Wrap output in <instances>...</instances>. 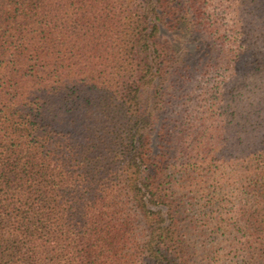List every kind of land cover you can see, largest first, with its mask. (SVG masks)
Returning <instances> with one entry per match:
<instances>
[{
	"label": "trees",
	"instance_id": "1",
	"mask_svg": "<svg viewBox=\"0 0 264 264\" xmlns=\"http://www.w3.org/2000/svg\"><path fill=\"white\" fill-rule=\"evenodd\" d=\"M203 2L0 0V264H264V95L193 111L254 62Z\"/></svg>",
	"mask_w": 264,
	"mask_h": 264
},
{
	"label": "rangeland",
	"instance_id": "2",
	"mask_svg": "<svg viewBox=\"0 0 264 264\" xmlns=\"http://www.w3.org/2000/svg\"><path fill=\"white\" fill-rule=\"evenodd\" d=\"M203 12L207 25L219 27L220 33L225 40L230 41V51L251 54L254 62L251 68L242 64L234 63L229 68L222 65L218 68H210L202 73L196 80L192 79L191 88L195 109L198 111L209 106L208 99L210 89L221 85L224 95H232L233 100H238L239 95H245L251 99L256 95H264V76L259 71L263 64L264 57V0H251L245 10H237V5L241 7L242 0H203ZM238 12V15L237 13ZM242 19L240 22L239 19ZM217 32L209 34L208 42L214 47L219 46ZM235 60V59H234ZM227 76V80L224 81ZM238 95V96H236ZM245 96H241L244 98ZM199 104L195 105L198 102Z\"/></svg>",
	"mask_w": 264,
	"mask_h": 264
}]
</instances>
